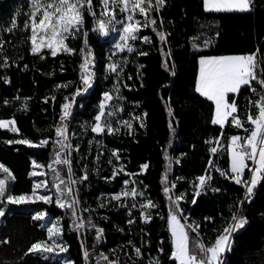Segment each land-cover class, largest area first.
<instances>
[{"label":"trees","instance_id":"trees-1","mask_svg":"<svg viewBox=\"0 0 264 264\" xmlns=\"http://www.w3.org/2000/svg\"><path fill=\"white\" fill-rule=\"evenodd\" d=\"M38 1L0 0V121L12 124H0V264H176L172 216L206 264L225 237L226 264H264V165L247 190L229 145L232 135L252 142L264 70L228 94L235 112L224 126L197 90L202 57H264V0L246 11H207L204 0H130L128 11L82 0L81 23L59 52L34 47ZM129 14L132 47L117 52ZM90 61L94 82L83 94Z\"/></svg>","mask_w":264,"mask_h":264},{"label":"rangeland","instance_id":"rangeland-1","mask_svg":"<svg viewBox=\"0 0 264 264\" xmlns=\"http://www.w3.org/2000/svg\"><path fill=\"white\" fill-rule=\"evenodd\" d=\"M130 0H104L106 8L115 7L116 5H122L127 11L130 9ZM83 4L82 0H46L38 1L32 7L31 12V28H32V42L36 50H42L44 47H50L53 51L59 52L67 49L65 38L68 32L77 28L81 23V6ZM128 21L123 27L122 31L117 37L115 49L120 52L125 49H130L131 43L130 39L135 35L136 24L133 22V17L131 14L128 15ZM115 23L119 24V21L115 19ZM108 31V26L104 22L98 23V33L104 36ZM218 62L227 63V61H234V69L243 73V76L250 81L251 74L248 68V60L242 55H222L217 57ZM91 80V73L88 71L84 78V86L88 81ZM247 83V82H246ZM239 84L231 82L227 84V89H238ZM221 84L218 83L217 88L213 94V101L216 105L217 119H223L227 114V111L231 104L228 102L227 93L225 90L221 89ZM231 91V90H230ZM112 96L109 94L104 95V100L101 103V113L98 115V122L95 126V131L101 132L103 130L102 117L107 108H109ZM1 126L10 127L12 124L10 121H0ZM260 126L257 125V130ZM259 131V130H258ZM258 134V133H257ZM253 157L256 158V167L253 169L254 176L259 174V171L264 165V150L258 151V148L253 146L252 148ZM241 154V153H238ZM237 153L232 154V162L234 167L240 163L241 155ZM247 167L250 168L249 156H247ZM236 176L241 179L247 188V190L252 188V184L248 182V179L244 177V174H236ZM242 221L239 222V225ZM170 230L173 236V248L174 256L178 263L184 264H203L207 262V257L196 258L190 253L188 245V237L185 231L184 224L179 220L178 217L172 216L170 219ZM230 237L222 238L217 242L215 247L209 250V262L208 264H222L224 256L229 250V239ZM43 246L36 245L34 249L42 250Z\"/></svg>","mask_w":264,"mask_h":264},{"label":"crops","instance_id":"crops-1","mask_svg":"<svg viewBox=\"0 0 264 264\" xmlns=\"http://www.w3.org/2000/svg\"><path fill=\"white\" fill-rule=\"evenodd\" d=\"M204 7L207 11H246L251 9V5L246 0H204ZM243 57L247 58L246 55H242ZM219 56H207L200 58L199 61V74H198V80H197V90L205 97H207L210 100L213 99V94L211 92H214V90L217 88L218 83H220L221 89L227 93V96L229 93H235L239 90L241 86L244 84L249 83L248 80L243 76V73H241L242 76H240V73L237 71V69H234V61H227V63L218 62L217 58ZM252 76L250 77L251 80ZM231 82H235L236 84H239L237 87L238 89H227V84ZM247 82V83H246ZM231 90V91H230ZM215 93V92H214ZM214 102V101H213ZM235 112V107L231 105L227 111V114L224 116L223 119H217L216 115V105H215V113H214V122L224 126L227 123V120L229 116ZM259 130V129H258ZM256 130V132L253 134L252 142H249L248 148L250 151V154L252 153L253 146L255 147V142L258 138L259 131ZM258 133V134H257ZM243 145L241 141V137L238 135H232L229 139V145L231 150V169L235 174H244L245 169L247 168V155L240 152L237 149V146ZM234 153H241L238 155L240 157V163L237 164L236 167H234L232 162V154ZM262 170V169H261ZM261 170L259 171V174L255 177L254 172L251 173L250 176V183L252 184V187L258 182ZM176 259V257L174 256ZM177 260V259H176Z\"/></svg>","mask_w":264,"mask_h":264},{"label":"built area","instance_id":"built-area-1","mask_svg":"<svg viewBox=\"0 0 264 264\" xmlns=\"http://www.w3.org/2000/svg\"><path fill=\"white\" fill-rule=\"evenodd\" d=\"M246 1L249 2L250 5H252L255 0H246ZM247 60H248L249 72H250L252 77L256 76L257 74H262V72L264 70V57L263 56H261L258 52H255V53H252V54H248L247 55ZM93 67H94V62L90 61L88 63V71L91 73V80L88 81L87 84L84 86V89L82 91L83 94H86L87 91L93 86V82H94V80H93V76H94ZM254 122L258 126H260L259 127V134H258V138H257V140L255 142V146L258 148V151H260L262 149L264 150V115L255 118ZM237 149L240 152H242V153L246 154L247 156H249V164L251 165V167L250 168L247 167V168L252 173L253 169L256 167V162H257L256 158H254L253 155L250 154L248 146H246L244 144L243 145L241 144V145L237 146ZM250 176H251V174H250ZM250 176H249V178H247L248 182H250ZM133 183H134L133 182V178L130 177V178H128V179H126L124 181V186L125 187H130ZM134 202H136V201H134ZM147 204L148 203L146 201H143L141 203V207H146ZM134 209H135V207H134ZM140 216H141L142 220H144L145 222H149V218L145 215L144 212H142ZM231 244H232V239L230 238V240H229V248H230ZM158 250H159V253H162V248H159ZM224 260H225V257H224L222 263L224 262ZM148 264H153V262L149 261ZM155 264H157V263L155 262ZM176 264H184V263H178L177 262ZM203 264H205V263H203Z\"/></svg>","mask_w":264,"mask_h":264},{"label":"water","instance_id":"water-1","mask_svg":"<svg viewBox=\"0 0 264 264\" xmlns=\"http://www.w3.org/2000/svg\"><path fill=\"white\" fill-rule=\"evenodd\" d=\"M226 261H227V258L225 257V260H224V262L222 264H226Z\"/></svg>","mask_w":264,"mask_h":264}]
</instances>
